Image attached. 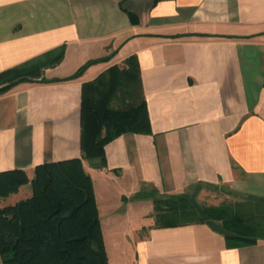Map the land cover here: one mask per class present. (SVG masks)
I'll use <instances>...</instances> for the list:
<instances>
[{
    "label": "crops",
    "instance_id": "obj_1",
    "mask_svg": "<svg viewBox=\"0 0 264 264\" xmlns=\"http://www.w3.org/2000/svg\"><path fill=\"white\" fill-rule=\"evenodd\" d=\"M63 47L53 81L0 96V172L82 158V85L136 56L152 135L107 145V168L83 160L108 264H264V239L232 248L209 223L157 228L138 197L209 186L264 199V0H0V73Z\"/></svg>",
    "mask_w": 264,
    "mask_h": 264
},
{
    "label": "trees",
    "instance_id": "obj_2",
    "mask_svg": "<svg viewBox=\"0 0 264 264\" xmlns=\"http://www.w3.org/2000/svg\"><path fill=\"white\" fill-rule=\"evenodd\" d=\"M129 16L137 25L136 16ZM63 56L64 47L0 73V96L20 84L53 81L44 77V70L58 65ZM97 62H88L67 80L82 77ZM124 134L152 135L136 56L82 85V158L41 164L32 178L24 170L0 172V198L30 187L24 198L0 208L3 264H108L93 180L83 160L93 168H107L105 148ZM157 194L153 190L138 195L153 200L157 228L209 223L232 248L252 246L264 239L262 198L203 207L192 194L156 199Z\"/></svg>",
    "mask_w": 264,
    "mask_h": 264
},
{
    "label": "rangeland",
    "instance_id": "obj_3",
    "mask_svg": "<svg viewBox=\"0 0 264 264\" xmlns=\"http://www.w3.org/2000/svg\"><path fill=\"white\" fill-rule=\"evenodd\" d=\"M98 183V179H96V185H98ZM148 192L151 193L152 191L149 190ZM189 194H192L195 197L198 206L203 207H219L222 204H234L239 201L227 191H222L209 186H198L191 190ZM163 197L165 198L164 195L157 194L154 198L162 199ZM104 227L106 228L107 224H104Z\"/></svg>",
    "mask_w": 264,
    "mask_h": 264
}]
</instances>
